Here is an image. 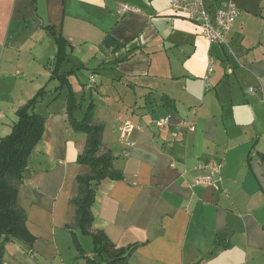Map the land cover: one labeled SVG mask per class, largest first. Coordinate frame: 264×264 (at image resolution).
<instances>
[{
	"label": "crops",
	"instance_id": "crops-1",
	"mask_svg": "<svg viewBox=\"0 0 264 264\" xmlns=\"http://www.w3.org/2000/svg\"><path fill=\"white\" fill-rule=\"evenodd\" d=\"M170 2L0 0V141L36 96L29 111L45 119L16 196L34 243H5L1 264H88L93 233L116 250L135 246L123 264H264L263 2L232 0L227 45L208 43ZM69 89L76 120L94 106L118 174L95 188L88 234L72 203L88 168L77 162L86 138L70 126ZM95 101L116 121L106 141ZM209 160L219 174L195 184V167Z\"/></svg>",
	"mask_w": 264,
	"mask_h": 264
},
{
	"label": "trees",
	"instance_id": "trees-1",
	"mask_svg": "<svg viewBox=\"0 0 264 264\" xmlns=\"http://www.w3.org/2000/svg\"><path fill=\"white\" fill-rule=\"evenodd\" d=\"M55 40L59 48L57 56L59 62L64 58L65 42L61 37ZM62 80L66 84V79ZM38 97L36 96L17 113V120L10 134L0 141V264L5 243L10 241H20L26 245L34 243V238L26 229V216L18 206L16 196L28 159L43 134L44 117L29 111ZM66 105L70 126L76 132L84 133L86 138L85 149L78 156L77 162L86 166L88 172L77 177L78 193L72 203L76 208V226L81 233L88 234L95 188L105 178L117 180L118 174L112 167L114 156L111 151L102 147V126L94 123V106L91 104L84 117L80 121L76 120L74 113L80 104L71 89L66 95ZM91 237L93 254L103 260L104 257L109 258L107 264H123L125 258L135 248L131 246L116 250L100 233H93ZM72 244L81 254L76 237H72ZM95 255L88 264H98Z\"/></svg>",
	"mask_w": 264,
	"mask_h": 264
},
{
	"label": "built area",
	"instance_id": "built-area-1",
	"mask_svg": "<svg viewBox=\"0 0 264 264\" xmlns=\"http://www.w3.org/2000/svg\"><path fill=\"white\" fill-rule=\"evenodd\" d=\"M126 8V7H124ZM123 8V10H125ZM170 10L173 14L180 16L187 21L197 25L200 29L201 36L210 44L227 45L226 37L234 23V20L239 14L232 0H171ZM213 72V59L208 62L207 75ZM231 72V70L229 71ZM91 84L93 80H90ZM255 91L254 88L250 89ZM169 123V118L157 121L158 127H165ZM183 126L180 123L176 126L178 131ZM132 126L130 123H125L122 127V135L127 137ZM189 131L195 130V123L190 122L187 125ZM126 146H130V142L126 141ZM199 174L194 177L195 184L210 185L213 178L219 174L221 164L209 160L198 163L195 167Z\"/></svg>",
	"mask_w": 264,
	"mask_h": 264
},
{
	"label": "rangeland",
	"instance_id": "rangeland-1",
	"mask_svg": "<svg viewBox=\"0 0 264 264\" xmlns=\"http://www.w3.org/2000/svg\"><path fill=\"white\" fill-rule=\"evenodd\" d=\"M245 1H247L250 4V7L252 6L251 8H254L253 6L260 2V0H245ZM261 1L263 2L262 6L264 7V0H261ZM79 77L81 78L80 79L81 81H84V78L82 77L81 73H80ZM77 87H78V84H76L75 89ZM94 104L96 105V108H97V113L95 111V115L97 117L100 116L99 112L103 111L105 113V116L102 117V119H100L101 120L100 122L103 124V129H104V134H105L104 140L106 141L108 138L107 135L109 134L111 127L116 123V121L113 120L111 115H108L107 109L103 106V104H98L96 101L94 102ZM82 106H83V110H84L86 108V104L84 103ZM123 112H125V111H123ZM79 237L81 240H83L85 236H82L79 234ZM89 241H91V240H89Z\"/></svg>",
	"mask_w": 264,
	"mask_h": 264
},
{
	"label": "water",
	"instance_id": "water-1",
	"mask_svg": "<svg viewBox=\"0 0 264 264\" xmlns=\"http://www.w3.org/2000/svg\"><path fill=\"white\" fill-rule=\"evenodd\" d=\"M114 45V43L109 39H105V41L103 42V46L106 48H111Z\"/></svg>",
	"mask_w": 264,
	"mask_h": 264
}]
</instances>
